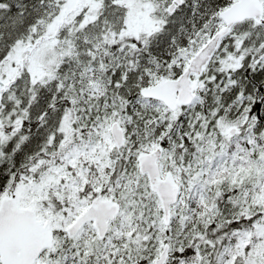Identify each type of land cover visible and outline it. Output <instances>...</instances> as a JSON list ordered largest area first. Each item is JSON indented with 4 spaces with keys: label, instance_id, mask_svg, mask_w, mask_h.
Wrapping results in <instances>:
<instances>
[{
    "label": "snow or ice",
    "instance_id": "snow-or-ice-1",
    "mask_svg": "<svg viewBox=\"0 0 264 264\" xmlns=\"http://www.w3.org/2000/svg\"><path fill=\"white\" fill-rule=\"evenodd\" d=\"M0 264H264V0H0Z\"/></svg>",
    "mask_w": 264,
    "mask_h": 264
}]
</instances>
